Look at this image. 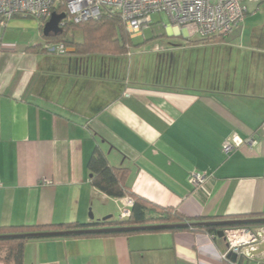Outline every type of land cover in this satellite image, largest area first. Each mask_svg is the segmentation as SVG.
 <instances>
[{"label":"crops","instance_id":"obj_1","mask_svg":"<svg viewBox=\"0 0 264 264\" xmlns=\"http://www.w3.org/2000/svg\"><path fill=\"white\" fill-rule=\"evenodd\" d=\"M256 7L226 35L206 37L159 13L167 17V45L152 47L164 53L147 68L141 59L127 62L141 53L134 45L113 54L42 51L38 24L10 18L0 29V226L114 219L117 199L89 181L96 146L109 164L128 168L135 194L187 217L263 213L264 35L257 29L264 22L254 19ZM70 36L82 40L79 31ZM233 133L257 144L225 154L222 143ZM193 172L210 175L203 187L191 185ZM235 259L220 235L181 230L31 239L23 264Z\"/></svg>","mask_w":264,"mask_h":264},{"label":"built area","instance_id":"obj_2","mask_svg":"<svg viewBox=\"0 0 264 264\" xmlns=\"http://www.w3.org/2000/svg\"><path fill=\"white\" fill-rule=\"evenodd\" d=\"M261 0H0V29L7 25L13 16H29L36 19L40 26L48 21L51 13L60 5L65 8L64 20L83 22L95 20L103 15H117L131 38L138 36L151 22L152 13L165 12L170 20L180 26H189L192 32L202 37L226 35L241 22L250 6H257ZM44 49L53 54L62 55L67 47L62 42L44 43ZM259 129L264 133V120ZM257 139L253 136L241 138L233 133L222 143V150L229 154L239 147H253ZM209 174L193 172L190 177L194 188L203 187ZM45 181V180H43ZM118 218L129 213L132 200L128 197L117 199ZM228 252L235 257L248 260H263L264 250L257 251L264 243V225L256 227H227L219 233ZM257 252V253H256ZM221 257L226 260L225 254ZM237 259L228 260L229 264H238Z\"/></svg>","mask_w":264,"mask_h":264},{"label":"trees","instance_id":"obj_3","mask_svg":"<svg viewBox=\"0 0 264 264\" xmlns=\"http://www.w3.org/2000/svg\"><path fill=\"white\" fill-rule=\"evenodd\" d=\"M64 6L60 5L54 12L63 13ZM248 13V12H247ZM246 13V14H247ZM41 30L43 26L40 27ZM62 31L55 35L44 37L45 43L62 42L66 47L72 48V53L84 54H113L127 53L128 47L133 46L132 38L126 31L124 24L117 15H103L98 19L83 22L64 20ZM79 31L82 34L80 42L69 37V33ZM45 51L44 47L41 48ZM91 185L103 194L121 199L128 197L132 200L129 213L124 218H106L90 224L72 223H50L42 225H17L0 226V264H23L24 246L31 239H44L51 237L16 236L55 230H79L86 228H132L141 226L168 225L193 223L190 227H178L169 229H141V230H111L94 234H71L52 237H91L107 235H131L144 232L181 231L191 230L194 232H205L213 238L227 227H256L264 225V222L236 223V224H205L226 220L264 218L263 213L243 216H214V217H187L173 207H164L155 204L148 199L135 194L127 183L129 170L122 166L109 164L105 153L96 146L86 164Z\"/></svg>","mask_w":264,"mask_h":264},{"label":"rangeland","instance_id":"obj_4","mask_svg":"<svg viewBox=\"0 0 264 264\" xmlns=\"http://www.w3.org/2000/svg\"><path fill=\"white\" fill-rule=\"evenodd\" d=\"M254 11L257 13L254 16V19H257V20H260L261 22H264V0L261 1L257 5V7ZM164 16L165 15H163V14L160 15L159 13H152L150 15V19H151L152 23L150 24L148 29L143 30V35L138 36V37H134L132 39V42L134 45L133 49H132L133 53H135L136 51H139L141 53L136 54V57L132 56L130 59L127 58V62H129L130 65H132L131 62H133L134 60L141 59L144 63V67H146V66H148L150 61L154 58V56H159V54L164 53V52H162V53L155 54L151 51L152 47H154L155 44H158L164 48L167 45L166 42L164 40H162V38H161V34L164 33V29H163V26L161 24V21L167 20V17H164ZM23 19L26 21H34L38 24L39 27H41L39 22L36 19H34L33 17L23 16ZM254 19H250L249 27H251L252 24H250V23ZM249 30H250V28H249ZM257 33H259L260 35H264V25H263V27L257 29ZM112 205L114 206V209L112 212V215H113L112 217L114 219H116V217H118L119 210H118L116 205H114L113 203H112ZM262 250H264V243H262L258 246L257 251L259 252Z\"/></svg>","mask_w":264,"mask_h":264},{"label":"water","instance_id":"obj_5","mask_svg":"<svg viewBox=\"0 0 264 264\" xmlns=\"http://www.w3.org/2000/svg\"><path fill=\"white\" fill-rule=\"evenodd\" d=\"M66 17L65 13H56L52 12L48 21L44 24L42 28V35L44 37H48L50 34L55 35L62 31L60 23ZM91 216V214H90ZM109 218V216L104 219ZM251 223V222H264V218H250V219H238V220H226V221H217V222H207L205 224H236V223ZM194 225L193 223H181V224H168V225H154V226H141V227H132V228H86L79 230H55V231H44V232H35L28 234H19L12 235V237L16 236H39V237H52V236H62V235H71V234H94L104 231L111 230H121V229H129V230H141V229H169V228H178V227H190ZM8 236H0V237H10Z\"/></svg>","mask_w":264,"mask_h":264}]
</instances>
